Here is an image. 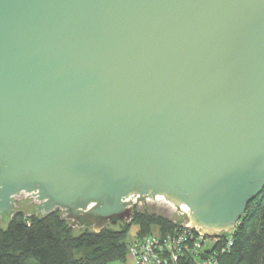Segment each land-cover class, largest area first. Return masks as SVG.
<instances>
[{"label":"water","instance_id":"1","mask_svg":"<svg viewBox=\"0 0 264 264\" xmlns=\"http://www.w3.org/2000/svg\"><path fill=\"white\" fill-rule=\"evenodd\" d=\"M264 190V0H0V220L132 204L229 233Z\"/></svg>","mask_w":264,"mask_h":264},{"label":"trees","instance_id":"2","mask_svg":"<svg viewBox=\"0 0 264 264\" xmlns=\"http://www.w3.org/2000/svg\"><path fill=\"white\" fill-rule=\"evenodd\" d=\"M135 235L153 228L168 232L170 220L161 215L137 212L132 208L129 223L107 226L99 233L88 228H72L56 210L46 217L26 216L16 211L3 226L0 220V264H110L124 262L131 225ZM78 231H77V230ZM220 264H264V190L248 203L237 222L229 251Z\"/></svg>","mask_w":264,"mask_h":264},{"label":"built area","instance_id":"3","mask_svg":"<svg viewBox=\"0 0 264 264\" xmlns=\"http://www.w3.org/2000/svg\"><path fill=\"white\" fill-rule=\"evenodd\" d=\"M167 206L174 212L167 218L173 228L168 232L153 228L143 236L134 234L127 247V256L135 264H220V256L232 246L237 223L229 233L209 237L191 226L187 210Z\"/></svg>","mask_w":264,"mask_h":264},{"label":"rangeland","instance_id":"4","mask_svg":"<svg viewBox=\"0 0 264 264\" xmlns=\"http://www.w3.org/2000/svg\"><path fill=\"white\" fill-rule=\"evenodd\" d=\"M35 204L36 202L33 198H29L25 194H21L15 199V210L22 212L26 216H30L31 214H33V206ZM133 209L136 210L137 212L154 213V214L166 217V218L174 214V212L171 211L170 208L166 204H164L162 201H152V202L145 201L142 204L134 205ZM4 225L5 224L3 223V226ZM136 230H137V227L134 224L131 225L128 231V234H127L128 240H131ZM111 264H135V262L130 257L127 256L124 262L116 261V262H112Z\"/></svg>","mask_w":264,"mask_h":264},{"label":"crops","instance_id":"5","mask_svg":"<svg viewBox=\"0 0 264 264\" xmlns=\"http://www.w3.org/2000/svg\"><path fill=\"white\" fill-rule=\"evenodd\" d=\"M111 264V263H110Z\"/></svg>","mask_w":264,"mask_h":264}]
</instances>
